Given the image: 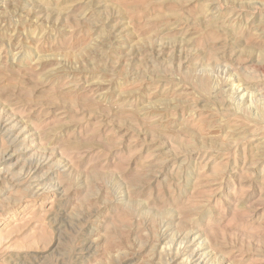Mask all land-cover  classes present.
Listing matches in <instances>:
<instances>
[{"label": "rangeland", "instance_id": "rangeland-1", "mask_svg": "<svg viewBox=\"0 0 264 264\" xmlns=\"http://www.w3.org/2000/svg\"><path fill=\"white\" fill-rule=\"evenodd\" d=\"M162 232L264 264V0H0V264Z\"/></svg>", "mask_w": 264, "mask_h": 264}, {"label": "bare ground", "instance_id": "bare-ground-1", "mask_svg": "<svg viewBox=\"0 0 264 264\" xmlns=\"http://www.w3.org/2000/svg\"><path fill=\"white\" fill-rule=\"evenodd\" d=\"M238 91H240V87H236V92ZM242 97H245V94H243ZM7 125V123H4L2 124V127L6 128ZM30 170H33V168ZM31 173L32 171L28 172L27 175L32 176ZM167 237V232H162L158 240L159 244L162 245L161 250L163 252H168L169 258L167 259V264H172L174 261L177 262L179 259H181L179 264H221L220 260L217 261V259L213 257L212 250L208 249L210 246L205 247L204 241L198 242L199 237L194 238L191 237L190 233L185 234L184 238L179 242V244H183H181L178 249L177 235L172 239L170 244H167L169 242H165ZM194 245L196 246L194 247Z\"/></svg>", "mask_w": 264, "mask_h": 264}]
</instances>
